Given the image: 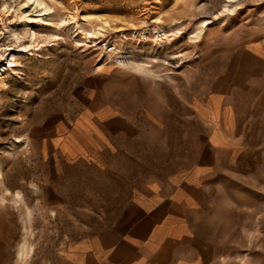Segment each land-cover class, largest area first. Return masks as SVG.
Here are the masks:
<instances>
[{"label": "rangeland", "instance_id": "obj_1", "mask_svg": "<svg viewBox=\"0 0 264 264\" xmlns=\"http://www.w3.org/2000/svg\"><path fill=\"white\" fill-rule=\"evenodd\" d=\"M44 1L22 19L0 0V68L18 64L0 84V264H78L85 239L164 227L120 203L151 180L196 187L172 205L196 233L155 256L148 236L140 263L264 264V0Z\"/></svg>", "mask_w": 264, "mask_h": 264}, {"label": "crops", "instance_id": "obj_2", "mask_svg": "<svg viewBox=\"0 0 264 264\" xmlns=\"http://www.w3.org/2000/svg\"><path fill=\"white\" fill-rule=\"evenodd\" d=\"M167 184L169 185L170 182L168 181ZM195 189L193 184L183 183L177 192L168 190L169 192L164 193L159 185L152 180L145 183V190H139L131 183L124 192L120 203L129 206L124 208L125 213L135 212L131 218L133 224L154 226L158 221L164 220L165 226H156L148 229L147 232L143 230V233H127V236L130 235L129 239H123L124 233L114 231L107 235L99 234L93 238L85 239L74 248V252L78 254L80 260L78 264H146L145 262L140 263V261L145 260L143 250L149 248L148 244L145 243L148 236L152 238L155 236L164 237L163 243L152 244L153 249L149 255L155 256L160 248L166 246L167 243H179L184 237L195 235V230L187 226V213L184 210L174 212L172 207V205L187 207L188 203L195 200L193 195ZM182 193H184V200L175 203L174 198L178 195L181 196ZM145 235L147 236L145 237ZM179 237L183 238L180 239ZM149 241L154 240L149 238ZM157 245L159 248L156 247ZM126 249L132 254H130L128 261L121 262V259L127 260L128 256H123L127 254ZM77 262L73 261V264Z\"/></svg>", "mask_w": 264, "mask_h": 264}, {"label": "bare ground", "instance_id": "obj_3", "mask_svg": "<svg viewBox=\"0 0 264 264\" xmlns=\"http://www.w3.org/2000/svg\"><path fill=\"white\" fill-rule=\"evenodd\" d=\"M17 1V8L15 9L16 12L20 13V18H24L26 15H24L23 13V9H25V11H36L37 13H39L38 15H44V14H48L51 15L53 13V8L52 6L48 5L44 0H15ZM235 10V5L233 7H229L228 11L229 12H233ZM4 11L6 12L7 15H10L11 10L9 7H5ZM42 21V18H39L37 20V22ZM36 22V20L31 21V22H25V25H32ZM44 24H50L49 22L43 21ZM4 25L5 28L9 29L10 26L6 24V22L4 21V18H2V23ZM30 32V31H28ZM36 36H37V31L33 30L31 31V42L36 40ZM162 36V35H160ZM162 39V38H161ZM117 62L120 65H125V64H129L131 62H133L131 59L129 58H125L122 55H118L117 56ZM18 65L16 63V60L13 59H8V62L3 65L4 67L0 68V84H4V80H3V71L6 69H11L12 71H15V66ZM92 127L91 123L88 121V118L86 115H83L76 123V128L74 130L75 134L78 133H84L85 131L90 130ZM1 176V173H0ZM32 250V246L31 244L28 243V241L24 240V242L21 244L20 246V251H19V256H25V254H30Z\"/></svg>", "mask_w": 264, "mask_h": 264}]
</instances>
